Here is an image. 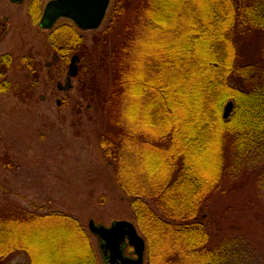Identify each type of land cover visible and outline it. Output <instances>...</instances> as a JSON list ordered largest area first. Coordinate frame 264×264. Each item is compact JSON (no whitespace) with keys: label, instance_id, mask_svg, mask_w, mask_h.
I'll return each mask as SVG.
<instances>
[{"label":"trees","instance_id":"1","mask_svg":"<svg viewBox=\"0 0 264 264\" xmlns=\"http://www.w3.org/2000/svg\"><path fill=\"white\" fill-rule=\"evenodd\" d=\"M101 29L86 53L74 24L47 38L65 63L88 57L76 77L101 127L93 152L130 199L147 264H231L237 248L213 244L210 200L264 149V43L255 61L242 53V39L264 38V0H110ZM23 61L26 80L13 90L22 102L37 83L31 60ZM7 89L0 84V93ZM43 236L61 255L40 260ZM20 255L24 264H97L76 218L3 193L0 264Z\"/></svg>","mask_w":264,"mask_h":264},{"label":"rangeland","instance_id":"2","mask_svg":"<svg viewBox=\"0 0 264 264\" xmlns=\"http://www.w3.org/2000/svg\"><path fill=\"white\" fill-rule=\"evenodd\" d=\"M126 18H130L129 13ZM0 22L4 23L0 56L10 58V69L0 78V82L5 79L10 83V88L0 93V186L4 189L0 190V198L4 193L23 206L32 202L39 206L51 205L72 215L87 232L97 264H101V259L97 240L87 228L90 220L106 227L114 220L128 221L146 244L135 224L130 199L120 192L111 170L93 152L95 134L101 127L94 123L87 100L79 94L78 76L72 79L70 90H57V83L64 85L68 66L60 62L52 63L49 69L45 67V63L52 62L53 55L47 38L49 32L31 23L25 5L15 6L9 0H0ZM62 22L66 21H60L58 26ZM124 22L117 25L112 42L120 38ZM101 30L100 26L97 30L79 31L84 38L85 53L91 50ZM242 43L244 59L255 61L264 38L252 35L244 42L242 39ZM24 56L29 60L31 57L32 63L38 65V81L31 98L22 102L13 90L26 80ZM87 60L88 57H79L77 69ZM224 189V193L210 200V209L215 215L213 244L227 240L231 247L237 248V258L233 257L231 264H264V149L242 160ZM50 240L44 236L37 240V253L42 262L51 259L55 252L61 255ZM66 245L70 254L72 246H77L71 241ZM124 253L131 256L132 248H126ZM24 263L22 255L5 262ZM144 264H147L146 255Z\"/></svg>","mask_w":264,"mask_h":264},{"label":"water","instance_id":"3","mask_svg":"<svg viewBox=\"0 0 264 264\" xmlns=\"http://www.w3.org/2000/svg\"><path fill=\"white\" fill-rule=\"evenodd\" d=\"M109 2L110 0H51L44 8L39 25L43 29H50L58 19L63 18L71 21L81 31L97 30L104 20ZM77 62L78 57L74 55L64 85L58 84L59 90L71 88L72 79L77 75ZM231 108L232 103L228 102L224 108L225 119ZM87 228L97 240L101 264H144L145 242L132 223L114 220L106 227L90 220ZM126 244L132 247L134 258L124 254Z\"/></svg>","mask_w":264,"mask_h":264},{"label":"flooded vegetation","instance_id":"4","mask_svg":"<svg viewBox=\"0 0 264 264\" xmlns=\"http://www.w3.org/2000/svg\"><path fill=\"white\" fill-rule=\"evenodd\" d=\"M39 1L40 0H22V1H20V0H9V2L12 5H15V6L25 5V7H26V13H27V15H28L31 23H34V22L37 23L38 27L41 30L46 31V32H49V34L51 33V31L53 29H55V27L56 28L58 27L59 22L62 21V20L66 21L67 23L66 22H62V23H60L61 25H59V26L66 27V26H71L72 25V22L71 21L62 18V19H58L50 29H43V28H41L40 25H39L40 19H41L42 15H43V11H44V8H45L46 4L49 1H51V0H48L45 3H42V2H39ZM3 25H4V23L3 22H0V39L3 37V29H2L3 28ZM52 49H53V46H52ZM24 57H26V56H24ZM54 57H56V59H54ZM30 59H31V65L34 66L33 67V73L35 74V77H36V80H37L38 78H37L36 72H38V70H37L38 65L35 64V63H32V58L31 57H30ZM71 60H72V54L70 55V58L68 60V63H65L64 61H61L60 60V58L58 57V54H56V53L53 52L52 62L51 63L50 62L45 63V67L49 69V68L52 67V63L58 64V63L62 62V63H65V65L68 66V71H69V66H70ZM9 69H10V58L7 55H1L0 56V78H3L5 76V74L8 72ZM68 71H67V76L65 78V81H66V79L68 77ZM50 80L52 81V77H50ZM65 81H64V83H65ZM3 83H4V85H5V83L8 85V89L10 88L9 81H7V80L4 79L2 82H0V84L2 85ZM58 84L59 83H57L56 88H57L58 91L62 92L63 90H59L58 89ZM71 84H72V82H71ZM71 88H72V85H71ZM126 248H131V247H129L126 244ZM126 256H130V255L127 254ZM130 257H133V258L135 257L134 256V253H133V250H132V255Z\"/></svg>","mask_w":264,"mask_h":264}]
</instances>
